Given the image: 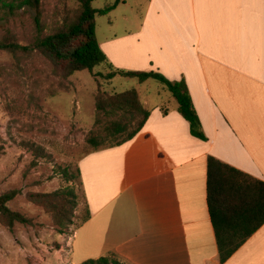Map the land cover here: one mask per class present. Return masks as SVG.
Wrapping results in <instances>:
<instances>
[{
	"label": "crops",
	"instance_id": "0c3cea01",
	"mask_svg": "<svg viewBox=\"0 0 264 264\" xmlns=\"http://www.w3.org/2000/svg\"><path fill=\"white\" fill-rule=\"evenodd\" d=\"M138 35L126 69L183 80L206 141L173 97L171 107L144 101L150 114L133 139L78 162L90 218L68 242L70 263L220 264L207 158L264 182V0H148ZM223 264H264V225Z\"/></svg>",
	"mask_w": 264,
	"mask_h": 264
},
{
	"label": "rangeland",
	"instance_id": "374dc122",
	"mask_svg": "<svg viewBox=\"0 0 264 264\" xmlns=\"http://www.w3.org/2000/svg\"><path fill=\"white\" fill-rule=\"evenodd\" d=\"M117 1L94 0L91 7L99 11ZM147 1L120 0L114 11L96 15L95 37L106 60L91 73L74 72L65 77L59 65L37 51L15 55L0 51V195L16 191L7 206L32 220L29 226L16 225L12 229L0 221V264H71L68 242L87 209L77 165L95 150L87 138L96 132L98 92L121 94L136 90L148 108L175 105L167 88L156 80L140 83L136 78L119 75L105 79L109 66L130 71L126 60L133 54L127 56L126 44L133 50L139 48L138 32ZM40 10L45 36L73 21L79 15L80 4L77 0H41ZM34 19L35 12L28 6L12 14L0 6V42L11 39L23 47L33 46L40 33ZM129 66L140 67L139 63ZM136 125L131 124L128 132ZM34 149L41 154L39 157ZM63 169L71 175V182L63 178ZM68 187L75 191L78 205L72 225L59 233L53 215L30 196ZM72 261H77L76 254Z\"/></svg>",
	"mask_w": 264,
	"mask_h": 264
},
{
	"label": "trees",
	"instance_id": "16d2710c",
	"mask_svg": "<svg viewBox=\"0 0 264 264\" xmlns=\"http://www.w3.org/2000/svg\"><path fill=\"white\" fill-rule=\"evenodd\" d=\"M77 1L80 4L79 15L73 21L65 22L54 33L42 36L41 0H0V6L7 8L11 14L25 6L32 8L35 12L34 22L40 32L33 46L23 47L8 39L0 42V51H7L13 55L18 52L37 51L54 65H59L65 77L74 72L91 73L96 66L106 60L95 37V17L96 15L104 16L113 11L119 0L99 11L91 7L94 0ZM109 69V74L105 76L106 80H112L119 75L124 78H136L140 83L153 79L163 84L176 101L178 114L188 123L190 134L201 141H206L183 80L170 82L154 72L123 71L113 69L111 66ZM95 107L96 132L90 133L87 138V142L95 149L94 151L120 146L130 141L142 129L150 114L143 107L136 90L121 94L98 92ZM135 122L136 127L128 132L130 125ZM118 137L121 138L116 140ZM34 154L37 157L41 155L35 149ZM77 173L80 177L79 171ZM62 175L65 181H72L66 169L62 170ZM16 195V191L0 195V221L8 229L16 225L32 224L31 219L10 210L7 206ZM30 198L45 206L53 215L59 233L72 225L73 211L78 205V197L73 188L68 187L50 194L31 195ZM206 205L215 236L219 262L223 264L264 225V182L209 156L206 173ZM89 218L90 213L86 209L80 224H84ZM81 264L122 263L115 256L110 255L96 260H87Z\"/></svg>",
	"mask_w": 264,
	"mask_h": 264
}]
</instances>
